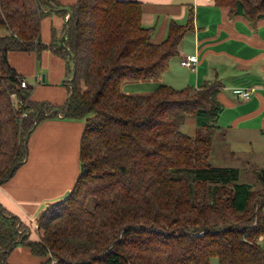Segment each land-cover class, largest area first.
I'll return each mask as SVG.
<instances>
[{
  "label": "trees",
  "instance_id": "1",
  "mask_svg": "<svg viewBox=\"0 0 264 264\" xmlns=\"http://www.w3.org/2000/svg\"><path fill=\"white\" fill-rule=\"evenodd\" d=\"M56 2L0 0V187L25 164L28 134L58 112L85 120L80 171L69 196L37 220V241L0 205L1 264L20 246L41 264H264V168L256 183H241L237 169L210 163L224 110L220 84H162L148 95L122 90L167 73L191 23L172 21L167 38L154 44L138 1ZM215 2L253 28L264 20V0ZM52 13L69 16L66 35L61 45L43 46L42 21ZM46 49L72 75L62 107L33 103L9 62L11 52L39 60ZM13 93L29 102L28 117L20 118ZM190 118L203 133L182 131Z\"/></svg>",
  "mask_w": 264,
  "mask_h": 264
},
{
  "label": "crops",
  "instance_id": "2",
  "mask_svg": "<svg viewBox=\"0 0 264 264\" xmlns=\"http://www.w3.org/2000/svg\"><path fill=\"white\" fill-rule=\"evenodd\" d=\"M57 1L64 6L76 2ZM124 1L142 3V24L153 28L154 44H160L167 38L172 21L181 25L191 23L190 30L181 42L179 55L170 63L168 74H164L158 82L149 81L148 83H154L152 88L157 89L165 84L175 89H198L206 81H217L220 84L218 100L224 110L218 122L221 129L214 136L213 153L216 139L227 143L234 159L241 156L240 150L244 142L254 150L256 142L264 137V20L257 28H253L244 17H229L228 12L218 7L215 0ZM66 22L67 17L59 13L46 16L42 21L41 44L51 45L60 39V34L63 38ZM57 43L61 45V42ZM18 53L21 52L9 53V62L28 82L29 77L36 81L35 87L29 82L31 101L39 104L37 97L41 94L52 106H64L68 95L55 84L65 76V62L63 66L53 57L56 54L49 49L41 54L40 64L34 52ZM193 56L198 58V63L195 71H190L182 66L181 61ZM12 59L20 62L19 65H14ZM39 66L46 67L47 71L41 73ZM170 73L173 74L171 79ZM37 77H41V80H36ZM253 86L256 91L251 100L242 101L238 98L237 91ZM122 90L130 95H148L154 92L152 89H144L140 91L143 93L137 94L135 90H126L125 87ZM77 121L65 118L58 112L57 117L40 123L29 136L25 164L0 187V205L32 230L47 207L57 203L56 198L69 194L77 180L79 155L76 172L71 165L72 157L69 153L70 148L75 146L78 149L79 142L81 143L85 123ZM252 155H255L254 151ZM262 168L264 167L255 168L253 183H256L257 171ZM31 233L30 239L37 241L36 233ZM18 248L8 258L12 255L14 259L18 255L15 252ZM19 255L28 257L32 264H41L45 260L35 258L28 247L22 248ZM11 261V264H16L14 260Z\"/></svg>",
  "mask_w": 264,
  "mask_h": 264
},
{
  "label": "rangeland",
  "instance_id": "3",
  "mask_svg": "<svg viewBox=\"0 0 264 264\" xmlns=\"http://www.w3.org/2000/svg\"><path fill=\"white\" fill-rule=\"evenodd\" d=\"M56 4H58V3L56 2ZM59 37H60V39H59V41H60L62 38V34H60ZM22 53L23 52L18 53V54H22ZM32 54H34V53H32ZM56 55H54L53 57L57 61H59L61 64H63L65 61L63 59H61L60 57H58L59 55L58 56H56ZM19 56H20V58L23 59V57H21L22 55H19ZM27 56H30L33 59L36 58V56L34 57L33 55H27ZM11 62L14 65H19V63H20V62H16L14 59H12ZM37 62L40 64L41 60H39ZM65 65H66V63H65ZM63 66H64V64H63ZM39 71L41 73H43V72L47 71V68L39 66ZM64 73H65L64 78L55 85L58 88L66 91V93L68 95V97H67V101H68V99H69V86L68 85H69V81L71 80L72 75H71V73H67L66 70L64 71ZM165 74H168V73H165ZM172 75L173 74L170 73L169 79H171ZM162 76H161V78H162ZM29 82L31 84H33V87H35L34 83H36V81L34 79L29 77ZM155 82H158V80ZM165 82H166V79H165ZM152 84H154V83H148V82L147 83H130V84L127 83V84H124L123 87H125L126 90H135L136 91L135 93L141 94L143 92H140V91H142L144 89H152V91H155L156 88H152ZM82 86H83V88H85L84 84ZM37 101H38L37 103H39V104H46L47 105L50 103L46 98H43L41 94L37 97ZM77 122L85 123V120H78ZM218 122H219V120H218ZM182 131L188 135H198L199 132L203 133V130L199 127L195 118L188 119L186 124L184 126H182ZM248 138H250V136H248ZM215 146H216V149H215V152L213 153V155L210 159V163L216 167H219L217 165H220L221 167H228V168L237 169L241 175V177H240L241 183H252L253 184V181H254L253 172H254L255 168L264 167V137L261 141L256 142V144L254 146V150H251L249 148L248 144H246L244 142V145L240 150L241 156H238L235 159L231 156L232 150L230 149V147H228L227 143L224 140L216 139ZM79 149H80V142H79L78 149H76L75 146H73L72 148L69 149V153L71 154V157H72L71 165H72L73 169L76 170V172H77V159H78V155H79ZM253 151H254L255 155H252ZM257 157H259V159ZM78 162H79V159H78ZM79 171H80V163H79ZM69 194H67L63 197L56 198L55 202H60V201L64 200L65 198H67L69 196ZM91 201L95 202L94 200H91ZM34 232L36 233L35 235L37 237L38 232L37 231H34ZM261 244L264 246V237L261 241ZM22 248H27V247L21 246L20 248H18L15 251V252H18V255H16V257H14V259H12V255H11L7 260L8 264H11V262H12L11 260H14V262L16 264H32L31 260L28 257H26V256L22 257L21 255H19ZM35 258L38 259V257H35ZM49 258H51V256ZM0 264H1V257H0ZM48 264H51V262ZM211 264H219V262L217 259H212Z\"/></svg>",
  "mask_w": 264,
  "mask_h": 264
},
{
  "label": "built area",
  "instance_id": "4",
  "mask_svg": "<svg viewBox=\"0 0 264 264\" xmlns=\"http://www.w3.org/2000/svg\"><path fill=\"white\" fill-rule=\"evenodd\" d=\"M68 18H69V16H67V19ZM197 63H198V58L193 56V57H188L186 59H183L181 64L183 67H186V68H189V69H192L193 71H195ZM36 80H41V77H37ZM18 81L21 85V88H23V89H29L30 88V84L26 78L19 77ZM255 91H256V87L253 86V87L248 88V89L237 91V96L242 101H249V100H251ZM11 101L14 105L15 110H20V118H26L32 112L30 107H28L29 102L20 98L17 94L13 93L11 95ZM24 106H26L25 109H23ZM39 229H40L39 224L36 222L34 224V230L35 231L37 230V232H38ZM51 264H56V261L54 259H52Z\"/></svg>",
  "mask_w": 264,
  "mask_h": 264
},
{
  "label": "water",
  "instance_id": "5",
  "mask_svg": "<svg viewBox=\"0 0 264 264\" xmlns=\"http://www.w3.org/2000/svg\"><path fill=\"white\" fill-rule=\"evenodd\" d=\"M65 35H66V34H65ZM65 35L63 36L61 42H63V40H64V38H65ZM29 136H30V134H28V136H27V141H28V139H29ZM4 254H5V252H2V253H1L2 256H3Z\"/></svg>",
  "mask_w": 264,
  "mask_h": 264
}]
</instances>
